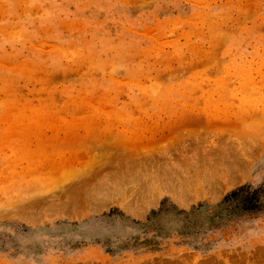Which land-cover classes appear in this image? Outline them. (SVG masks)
<instances>
[{
    "label": "rangeland",
    "instance_id": "1",
    "mask_svg": "<svg viewBox=\"0 0 264 264\" xmlns=\"http://www.w3.org/2000/svg\"><path fill=\"white\" fill-rule=\"evenodd\" d=\"M0 264H264V0H0Z\"/></svg>",
    "mask_w": 264,
    "mask_h": 264
},
{
    "label": "trees",
    "instance_id": "2",
    "mask_svg": "<svg viewBox=\"0 0 264 264\" xmlns=\"http://www.w3.org/2000/svg\"><path fill=\"white\" fill-rule=\"evenodd\" d=\"M257 196L258 193H248L246 188H240L238 190H234L230 196L226 197V201L234 200V202H236L234 206H231V212H234L238 208L246 211H252L258 208V204L256 203V201H258ZM152 214L153 216H156L158 213L153 212ZM185 220L189 221L190 216H185Z\"/></svg>",
    "mask_w": 264,
    "mask_h": 264
},
{
    "label": "bare ground",
    "instance_id": "3",
    "mask_svg": "<svg viewBox=\"0 0 264 264\" xmlns=\"http://www.w3.org/2000/svg\"><path fill=\"white\" fill-rule=\"evenodd\" d=\"M127 168V167H126ZM176 170V169H175ZM128 172V171H127ZM136 172V171H135ZM146 173V172H145ZM150 174V173H149ZM130 175V174H129ZM157 175V174H156ZM128 176V175H127ZM173 176V175H172ZM136 181V180H135ZM181 181H183V180H181ZM115 182V181H114ZM113 182V183H114ZM120 182V181H119ZM122 185V184H121ZM112 186H113V184H112ZM181 186V185H180ZM105 187V186H104ZM143 189V188H142ZM152 189V188H151ZM98 190V189H97ZM110 190V189H109ZM116 190V189H115ZM136 192V191H135ZM137 195V194H136Z\"/></svg>",
    "mask_w": 264,
    "mask_h": 264
}]
</instances>
